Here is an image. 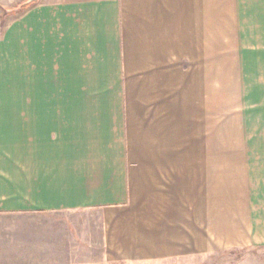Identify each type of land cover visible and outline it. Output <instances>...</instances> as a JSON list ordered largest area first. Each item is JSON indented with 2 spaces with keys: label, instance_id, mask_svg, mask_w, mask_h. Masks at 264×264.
I'll list each match as a JSON object with an SVG mask.
<instances>
[{
  "label": "crops",
  "instance_id": "1",
  "mask_svg": "<svg viewBox=\"0 0 264 264\" xmlns=\"http://www.w3.org/2000/svg\"><path fill=\"white\" fill-rule=\"evenodd\" d=\"M31 3L0 30V264L264 246V0Z\"/></svg>",
  "mask_w": 264,
  "mask_h": 264
},
{
  "label": "rangeland",
  "instance_id": "2",
  "mask_svg": "<svg viewBox=\"0 0 264 264\" xmlns=\"http://www.w3.org/2000/svg\"><path fill=\"white\" fill-rule=\"evenodd\" d=\"M28 4V5H27ZM32 3L27 2L25 5L21 4L16 7H6L0 4V30L4 31L6 25L11 22L14 17L20 15L28 6ZM25 8V9H24ZM24 9V10H23ZM87 219L88 216H85ZM71 220L63 221L62 218L60 220L53 219L52 217H48L46 215H28L18 217L17 220L7 218L5 222L7 223V227H12L14 223L17 222V226L21 224L23 228H29L32 224H37L40 229H44L47 226L49 227H58L62 229H73V230H82V226L84 224L87 226L90 224H94V221H82V216L80 219L78 217H71ZM56 220V221H54ZM65 220V219H64ZM83 224V225H82ZM74 242V241H73ZM76 242H74L75 244ZM75 246V245H73ZM57 254H32L30 250L22 248V252H16L12 254L11 260H19V264H31L33 260L39 258L40 262L44 264L47 263L48 257H56ZM55 260H60L59 257ZM157 264V263H154ZM158 264H264V246H252L246 248H232L229 250H219L214 254L209 256H199L197 259H184L181 261H177L174 263H158Z\"/></svg>",
  "mask_w": 264,
  "mask_h": 264
},
{
  "label": "trees",
  "instance_id": "3",
  "mask_svg": "<svg viewBox=\"0 0 264 264\" xmlns=\"http://www.w3.org/2000/svg\"><path fill=\"white\" fill-rule=\"evenodd\" d=\"M27 5H28V4H27ZM27 5L25 4L23 7H25V6H27ZM24 9H25V8H24ZM24 9H23V10H24Z\"/></svg>",
  "mask_w": 264,
  "mask_h": 264
},
{
  "label": "water",
  "instance_id": "4",
  "mask_svg": "<svg viewBox=\"0 0 264 264\" xmlns=\"http://www.w3.org/2000/svg\"><path fill=\"white\" fill-rule=\"evenodd\" d=\"M34 0H31L30 2H33Z\"/></svg>",
  "mask_w": 264,
  "mask_h": 264
}]
</instances>
